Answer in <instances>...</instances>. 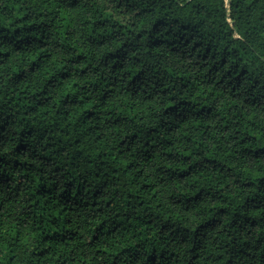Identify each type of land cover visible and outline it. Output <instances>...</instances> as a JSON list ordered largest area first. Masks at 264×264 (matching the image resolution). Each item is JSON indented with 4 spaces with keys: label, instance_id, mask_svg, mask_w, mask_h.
<instances>
[{
    "label": "clouds",
    "instance_id": "1",
    "mask_svg": "<svg viewBox=\"0 0 264 264\" xmlns=\"http://www.w3.org/2000/svg\"><path fill=\"white\" fill-rule=\"evenodd\" d=\"M0 264H264V0H0Z\"/></svg>",
    "mask_w": 264,
    "mask_h": 264
}]
</instances>
